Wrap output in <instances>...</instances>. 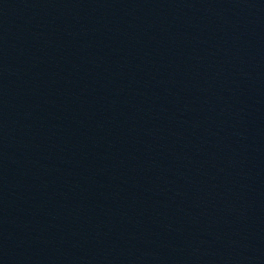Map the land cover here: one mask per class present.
Masks as SVG:
<instances>
[{
  "label": "water",
  "instance_id": "water-1",
  "mask_svg": "<svg viewBox=\"0 0 264 264\" xmlns=\"http://www.w3.org/2000/svg\"><path fill=\"white\" fill-rule=\"evenodd\" d=\"M134 0H0V264H107Z\"/></svg>",
  "mask_w": 264,
  "mask_h": 264
}]
</instances>
